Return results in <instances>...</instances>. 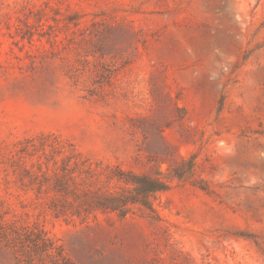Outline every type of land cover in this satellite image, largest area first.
<instances>
[{
    "label": "rangeland",
    "instance_id": "rangeland-1",
    "mask_svg": "<svg viewBox=\"0 0 264 264\" xmlns=\"http://www.w3.org/2000/svg\"><path fill=\"white\" fill-rule=\"evenodd\" d=\"M0 264H264V0H0Z\"/></svg>",
    "mask_w": 264,
    "mask_h": 264
},
{
    "label": "trees",
    "instance_id": "trees-1",
    "mask_svg": "<svg viewBox=\"0 0 264 264\" xmlns=\"http://www.w3.org/2000/svg\"><path fill=\"white\" fill-rule=\"evenodd\" d=\"M72 157L79 156L80 154L76 151V149H72ZM134 184L137 185L134 189L135 194L131 196L119 194V195H108L104 198L99 199L100 205L105 210H111L120 215H123L124 207L128 204H141L149 209H152V205L150 202L151 194L157 192H164L168 190V184L162 182V180H146V179H139L134 181Z\"/></svg>",
    "mask_w": 264,
    "mask_h": 264
}]
</instances>
